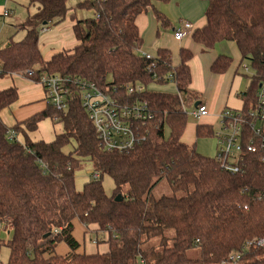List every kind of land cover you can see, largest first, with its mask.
I'll return each mask as SVG.
<instances>
[{
    "label": "trees",
    "instance_id": "trees-1",
    "mask_svg": "<svg viewBox=\"0 0 264 264\" xmlns=\"http://www.w3.org/2000/svg\"><path fill=\"white\" fill-rule=\"evenodd\" d=\"M69 1L29 0L35 12L17 28L24 37L12 38L0 50V77L17 74L38 83L45 74L60 75L122 95L129 85L142 84L146 91L141 98L153 117L145 125L147 139L129 153L103 148L79 90L64 112L49 107L12 127L0 117V224L11 234L0 246L9 249L7 264H222L234 253H241L239 264H264V248H247L253 240L264 239V200H257L264 194V152L246 154L244 173L231 174L217 158L184 144L188 121L181 98L192 83L189 62L194 52L181 47L176 67L166 48L151 59L141 52L138 17L152 9L161 28L172 27L154 7L171 0L79 2L76 8L93 11L94 17L78 20L75 9L71 19L77 45L45 61L40 27L64 22L71 11ZM203 1L208 3L206 23L193 31L192 39L204 53L219 42L235 43L243 62L254 68L250 87L241 95L242 111L253 110L264 82V0ZM231 64V58L219 56L211 69L224 74ZM28 71L32 76L25 75ZM170 83L175 93L149 89ZM18 98L14 87L0 91V114ZM46 119L61 124L63 131L50 143L32 141L29 133ZM12 130L20 140L9 138ZM196 135L215 137V130L198 124ZM86 164L94 165V171L79 190L76 173ZM106 174L114 182L112 196L102 183ZM161 182L173 196L154 197ZM118 195L123 201H115ZM77 222L85 235L95 236H89L95 252H80L74 236ZM61 244L69 248L66 255L57 253ZM101 245L107 246L105 252ZM195 248L200 257L192 259L188 252Z\"/></svg>",
    "mask_w": 264,
    "mask_h": 264
},
{
    "label": "built area",
    "instance_id": "built-area-1",
    "mask_svg": "<svg viewBox=\"0 0 264 264\" xmlns=\"http://www.w3.org/2000/svg\"><path fill=\"white\" fill-rule=\"evenodd\" d=\"M4 16H9V12L5 11ZM193 31L192 23L183 22L182 26L174 31V39L182 41ZM142 54L147 59L152 58L149 54ZM243 69L246 72L249 70L247 66ZM32 74L33 71H28L25 75ZM38 83L44 88L49 107L60 113L68 109L76 90H79L82 107L92 121L97 137L106 151L129 153L147 139L148 130L145 125L152 119L153 114L148 102L141 98L142 93L146 91L144 85L131 84L127 87V94L122 95L117 90L110 94L94 83L60 75L45 74ZM181 100L185 110L183 98ZM191 115L200 121L209 115V111L206 106L200 105ZM219 117L221 130L215 132L214 138L217 140L215 158L222 164V168L231 174L244 173L245 155L264 152V82L260 85L253 110L243 112L226 109ZM54 120L58 121V118L55 117ZM9 138L20 140L13 130L9 132ZM94 178H99V174H94ZM257 200H264V194ZM1 229L10 230L9 227L0 224ZM249 246L264 248V239L253 240L248 243L247 248ZM241 259V253H234L222 264H239Z\"/></svg>",
    "mask_w": 264,
    "mask_h": 264
},
{
    "label": "crops",
    "instance_id": "crops-1",
    "mask_svg": "<svg viewBox=\"0 0 264 264\" xmlns=\"http://www.w3.org/2000/svg\"><path fill=\"white\" fill-rule=\"evenodd\" d=\"M176 1L180 2L181 0H176ZM200 1L204 3H198L197 6L199 8L207 9L206 5L208 6V3L203 0ZM15 2L16 0H0V50L3 49L12 38L14 39V37H11L12 32H11V36L10 34H8V38L10 37L9 39L7 38V36L6 38H4V36L2 37V35L3 33L5 34L7 19L14 16L15 13V10L11 9V7H9V4ZM26 2L29 5V0H26ZM154 7L157 11L161 12L166 17H168V15H171L172 10L174 8L173 5H171V3H161V2H155ZM5 11L9 12V16L7 17L4 16ZM73 12L71 13L73 14ZM190 19L193 23L188 20L181 21L180 23L190 22L194 25V30L201 29L206 23L205 13L203 14L202 12L196 15H192ZM194 23L197 24L195 25ZM71 24L73 30V25L75 23L72 20H71ZM137 25L144 39V44L141 49L142 53L155 56L159 48H166L170 50L172 48L168 45V42L171 39H173L175 42L180 43V47L177 50V54H176L177 61H175V55L170 50L172 53V61L174 67L178 66V64L180 63L179 50L181 47L192 50L194 52V58L196 55L200 56L203 63L200 69H197L195 65L192 63L193 59L189 62V66L192 74V83L189 89L193 88V91L195 93L200 91V93H197L198 95L199 94L200 95L196 97L195 104L200 103L199 106L200 105L206 106V108L209 111V115L206 116L204 123H211L213 121L212 120L213 118H217V117L220 118L219 117L220 114L226 109L241 111L244 108L245 102L242 99L241 95L244 92L248 91L251 84V79H249L245 74H242L240 72V67H242L241 65L243 64V60L235 43L229 42L232 46V51H231L232 53L230 52L231 57L226 56L232 59V64L230 69L224 74H216L212 72L211 69L213 63L216 61V59L219 56L229 55V54H224L219 47L218 48L216 47V45L213 49L204 53L202 51L203 47L199 44H196L193 41L191 35L183 39L182 41H176L174 39V31L178 28L173 26L167 29L162 28L165 30L171 29L172 35L167 36L170 37L168 41L166 38L167 34H165L164 35L165 38L163 39L162 43H160L159 37H160L161 26L157 23L155 14L152 9H149L146 13H143L138 17ZM55 26L57 27L59 25H55ZM14 31H18L17 28H15ZM46 31L47 29L43 30V32ZM73 35L71 39L65 41L61 40L60 48L50 51L48 57L44 58L45 61H49L53 57V55L59 52L72 50L73 48H75V46L77 45V40ZM11 87L17 89L19 95L18 101L15 104H13L11 107L3 110L2 113L0 114L1 119L4 121V123H6L8 127H12L15 124L24 122L34 117L35 115L41 114L49 109L48 102L46 101L44 88L42 87V85L35 82L34 80H31L27 77L17 74H8L5 76H1L0 91ZM164 92H170V91H164ZM47 120L49 122L51 121L52 126H54L52 120L50 119ZM41 124L44 123L40 122L39 125ZM39 125L36 131L29 133L31 140L34 142L45 141L47 143L54 141L55 136L57 134L56 132H55L56 134L54 133V135L49 137L47 140L41 139V135H40L41 130L39 129L40 127ZM202 125L210 126V124H202ZM211 127L213 128V126ZM220 130H221V126L220 129L215 130V132L218 133ZM7 233L9 235V239H8L9 241L11 238L9 229L7 230ZM74 236L77 239V241L80 242L81 244L80 252L85 251L92 253L96 251L97 248L95 249L90 245L87 246L86 244L87 235H85V228L78 222L76 223L75 226ZM89 241H91L90 238ZM0 242L5 243L2 241ZM92 244L94 245L93 241ZM3 246L5 245L3 244ZM100 248L102 252H105L107 246L101 245ZM68 252H69V248L65 244H61L57 248V253L60 255H66Z\"/></svg>",
    "mask_w": 264,
    "mask_h": 264
},
{
    "label": "rangeland",
    "instance_id": "rangeland-1",
    "mask_svg": "<svg viewBox=\"0 0 264 264\" xmlns=\"http://www.w3.org/2000/svg\"><path fill=\"white\" fill-rule=\"evenodd\" d=\"M83 1L84 0H70L69 1L68 6L71 8V11L67 14L65 21L60 23L59 26L56 27L54 24H49V25H44L43 27H40L39 45H40V49L43 53L44 58L48 57L50 51L60 48L61 40L65 41V40L72 38L73 30H72V24H71V20H72L71 12H73L74 9H77L76 7L79 4V2H83ZM199 1L200 0H181L179 2L176 0H171L169 3H171V5H173L174 8L172 10L171 15H168V17H169V20L171 21L172 26L180 28L182 26V23H180L181 21L188 20L192 22L190 19L192 15H196L200 12L204 14L206 9L199 8L197 6L198 3H204V2H201V1L199 2ZM9 7L15 10V13H14V16L7 19L6 21L7 26L5 27V34L3 33L2 37L4 36V38H6L7 36L8 38V34H10L11 36V32H12L11 37H14L15 41H19L24 37V32L23 31L18 32L14 30L15 28H18L22 23H24L27 20L28 15L29 14L32 15L34 13V10L33 8H29L26 0H16L15 3H10ZM76 13H77L78 20H85V19L94 17L93 11L77 9ZM194 24L196 25L197 23H194ZM44 29H47V31L43 32ZM165 34H167L166 38L169 41L170 37H167V36L172 35V30L171 29L165 30V29L160 28V37H159L160 43H162L163 39L165 38L164 36ZM168 45L172 48L170 50L175 55V61H177L176 54H177V50L180 47V43H177L173 39H171L168 42ZM216 47L217 48L219 47L224 54H229V55H222V56L231 57L230 52L232 51V46L229 42L227 41L219 42L216 44ZM192 61H193L192 63L195 65L197 69H200L203 65L202 60L199 55H196L195 58L193 57ZM241 66L242 67H240V72L242 74H245L249 79L253 78L255 72L250 62L246 60L243 62ZM244 66L248 67L249 69L248 72H246L243 69ZM149 89L154 90V91H170L172 93L176 92V87L172 83L168 85H163V86L153 84L152 86L149 87ZM197 93H200V91H198ZM197 93H195L192 88V89H189L187 94L183 95V101L185 103V111L187 113L188 123L184 131V134L182 136V142L186 144L187 146H189L190 148H195L198 153L204 156L213 158L217 154V140L214 137H203V138L198 139L196 135V128L198 124H201V125L210 124V126H213L215 130H219L221 126V119L217 117V118H213L212 119L213 121L211 123H204V120L206 119V117H203L200 121H197L196 119L193 118L191 113L195 109L194 105H195L196 97L200 95V94L198 95ZM42 123L44 124L39 125L40 126L39 129L42 131V132L40 131V135H41V139L43 140H47L49 137L53 136L55 132L59 134L63 131V127L61 124L52 126L51 121L49 122L47 119L42 121ZM169 135H170L169 129L166 128L165 137L167 138L169 137ZM93 171H94V165L92 166V165L86 164L76 173V184L79 190H81L84 184L92 177L91 173ZM96 174H100V173H96ZM102 183H103V186H104V189L107 195L112 196L114 193V187H115L113 180L106 174L103 176ZM153 195L155 198H160L162 196H173L174 193L166 185L165 182H161L154 188ZM177 196L181 197L183 196V194L178 193ZM167 234H169L171 237L174 236V233L172 231H168ZM89 236L88 235L86 236V244L87 246L90 245L93 247L94 245L92 244V241H89V238H90ZM91 238L95 240V236L93 234L91 235ZM8 239H9V235L7 233V230L1 229L0 230V241L7 242ZM9 253H10L9 249L6 246H3V245L0 246V264H7ZM188 256L192 259H197L200 257V250L198 248L192 249L188 252Z\"/></svg>",
    "mask_w": 264,
    "mask_h": 264
},
{
    "label": "water",
    "instance_id": "water-1",
    "mask_svg": "<svg viewBox=\"0 0 264 264\" xmlns=\"http://www.w3.org/2000/svg\"><path fill=\"white\" fill-rule=\"evenodd\" d=\"M200 103H196L195 104V107H198ZM115 201L116 202H121L123 201V197L121 195H118L116 198H115Z\"/></svg>",
    "mask_w": 264,
    "mask_h": 264
}]
</instances>
